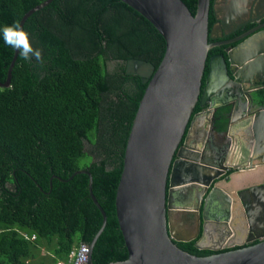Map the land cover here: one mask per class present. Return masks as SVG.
I'll list each match as a JSON object with an SVG mask.
<instances>
[{
    "label": "trees",
    "instance_id": "16d2710c",
    "mask_svg": "<svg viewBox=\"0 0 264 264\" xmlns=\"http://www.w3.org/2000/svg\"><path fill=\"white\" fill-rule=\"evenodd\" d=\"M42 1L0 0V29L18 24ZM182 1L194 13L196 0ZM208 16L210 26V8ZM21 28L42 60H25L17 51L10 83L0 87V264H71L70 251L89 244L101 215L88 195L87 175H71L79 169L89 172L91 192L105 213L92 264L122 260L114 194L145 87L140 77L125 73L124 62L139 58L156 67L164 41L120 0H51ZM212 51L219 52L212 49L207 57ZM12 56L0 33V82ZM205 73L206 67L201 85ZM257 94L264 103V90ZM175 244L197 256L213 253L195 249L193 241Z\"/></svg>",
    "mask_w": 264,
    "mask_h": 264
},
{
    "label": "water",
    "instance_id": "95a60500",
    "mask_svg": "<svg viewBox=\"0 0 264 264\" xmlns=\"http://www.w3.org/2000/svg\"><path fill=\"white\" fill-rule=\"evenodd\" d=\"M50 1L27 10L18 25ZM120 1L154 27L164 50L156 67L139 58L124 62L125 73L140 77L145 87L126 137L113 202L126 257L105 264H264V216L257 221L264 204V103L257 94L258 89L264 90V30L227 49L226 60L221 54L207 58L215 45L209 39L260 19L264 15L261 6L252 7L253 0H196L191 13L182 0ZM209 8L214 19L210 26ZM17 51L13 48L0 87L10 83ZM195 106L207 108L194 112ZM218 106L225 111L215 119ZM205 128L224 131L227 139L234 140L243 159L238 167L258 165L238 172L240 187L224 189L232 196L227 208L220 200L208 203L214 187L231 181H217L225 168L205 153ZM217 145L210 146L212 153L222 147ZM77 173L87 175L88 195L101 215L99 229L87 244L84 264H92V246L105 224V213L91 192L89 172L79 169L71 175ZM209 185L210 195L202 198L199 192ZM240 189H245L248 205L235 193ZM188 213H196L195 233L178 227L182 224L179 215ZM197 230L200 237L192 246L213 253L197 256L176 246L175 242L195 239Z\"/></svg>",
    "mask_w": 264,
    "mask_h": 264
},
{
    "label": "flooded vegetation",
    "instance_id": "af4514ba",
    "mask_svg": "<svg viewBox=\"0 0 264 264\" xmlns=\"http://www.w3.org/2000/svg\"><path fill=\"white\" fill-rule=\"evenodd\" d=\"M255 5L261 6V8H262L261 11L264 12V0H253L252 7H254ZM210 12H211V10H210ZM211 15H212V12H211ZM213 22H214V19L210 22V25H212ZM262 30H264V15L258 20H252V21L246 22L245 24L241 25L239 28H237L235 31L231 32L230 34H227L225 36H221L220 38H214L212 40L209 39L210 42H215V45L212 46L209 49V51L212 49L214 50L215 48H218L219 52L212 51L207 58H209L213 54H216V55L221 54V55H223V57L226 60L227 49H230V48L234 47L236 44L240 43L243 39H245L246 36H248L250 34L252 35L253 33H256V32L262 31ZM219 107H223V106L216 107L215 111L213 112L215 119H217L220 116L219 114L223 113V112H219ZM206 108L207 107L204 106L202 108H199L196 111L194 110V112H197L199 110H202L204 112L206 110ZM215 119L213 121V124L217 125V120H215ZM218 126H219V123H218ZM198 127H199L198 125L195 127L193 126V129L194 128L198 129ZM205 131H206V133H205L206 135H204L202 133V135L204 136L203 139L207 140V138H208V144H207V147L205 148V153H210L211 159L216 161L218 163V165L223 166L225 168V170H222L223 173H222V175L219 176L217 181H219L221 179H225V178H227L228 182L231 181V183L228 184L227 186H226V184L222 185V188L220 187V184H219V187H214L208 203L210 204V203L215 202V200H220L223 204V207L227 208L228 204L232 202L231 201L232 196L229 195L227 193V191L224 189L226 187H228V188L229 187H240L241 186V185H239L240 182L238 180L236 181V179L240 177V173L238 174V172H243V171L249 172V170L255 169L257 164L252 163L253 165L251 168H247V165L238 167V166H240L238 164H240L243 159H242L241 154L238 150V146L234 142V140L233 139H227L224 131H218V132L216 131L215 132V131H211L207 128H205ZM217 144H221L222 147H220L216 152L212 153L214 151V150L213 151L211 150L212 146H215ZM210 146H211V148H210ZM255 163H258V162H255ZM261 170L264 171L263 166L261 167ZM231 177L232 178L234 177L233 181H232ZM214 182H216V180L213 181V183ZM211 189H212V186L209 185L208 188L204 192L200 191L199 193H201L202 198H204L207 194L210 195ZM195 190H197V189H195ZM235 193H237L239 195V197L241 198V201L243 203L248 205L249 199H248L247 193L245 192V189H240L239 191H235ZM180 194L181 193H179V195ZM195 201H196V199L192 200V202H191L192 205ZM199 203H201V201ZM250 204H251V207L253 208V205H254L253 200L250 201ZM175 205H176V203H175ZM260 207H261L260 214H259L260 216L258 217L257 221L261 220V218L264 216V204H262V206L260 205ZM197 211L200 212V208ZM178 221L182 223L181 225H183V226H178V227H181L182 230H183V227H186V228L190 229L191 232H193V233L196 232L195 231L196 230V224H195L196 213L195 214L194 213L180 214ZM186 228H184V229H186ZM199 237H200V230L197 232L195 239H192L189 241H193V243H194L195 240L198 239ZM208 251H210V250H208Z\"/></svg>",
    "mask_w": 264,
    "mask_h": 264
},
{
    "label": "clouds",
    "instance_id": "9594fccd",
    "mask_svg": "<svg viewBox=\"0 0 264 264\" xmlns=\"http://www.w3.org/2000/svg\"><path fill=\"white\" fill-rule=\"evenodd\" d=\"M0 33H2L5 45L18 50L23 59L31 60L34 57L37 61L42 60L40 50L33 49L28 33L18 24L14 23L12 25H5L2 29H0ZM31 237L33 238L34 236L31 235L30 239H32ZM57 262L67 264L64 261H56L54 264Z\"/></svg>",
    "mask_w": 264,
    "mask_h": 264
},
{
    "label": "built area",
    "instance_id": "2783aa9c",
    "mask_svg": "<svg viewBox=\"0 0 264 264\" xmlns=\"http://www.w3.org/2000/svg\"><path fill=\"white\" fill-rule=\"evenodd\" d=\"M32 238V237H31ZM87 257V246L85 244H79L76 248L72 249L68 255V261L71 264H84ZM56 264H64L57 262Z\"/></svg>",
    "mask_w": 264,
    "mask_h": 264
},
{
    "label": "rangeland",
    "instance_id": "374dc122",
    "mask_svg": "<svg viewBox=\"0 0 264 264\" xmlns=\"http://www.w3.org/2000/svg\"><path fill=\"white\" fill-rule=\"evenodd\" d=\"M26 264H36L35 260H26Z\"/></svg>",
    "mask_w": 264,
    "mask_h": 264
},
{
    "label": "crops",
    "instance_id": "0c3cea01",
    "mask_svg": "<svg viewBox=\"0 0 264 264\" xmlns=\"http://www.w3.org/2000/svg\"><path fill=\"white\" fill-rule=\"evenodd\" d=\"M239 185H241V182L239 183ZM180 226H183V225H180ZM184 228H186V227H183V230H184ZM179 229L182 231V228L181 227H179Z\"/></svg>",
    "mask_w": 264,
    "mask_h": 264
}]
</instances>
